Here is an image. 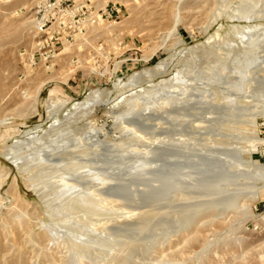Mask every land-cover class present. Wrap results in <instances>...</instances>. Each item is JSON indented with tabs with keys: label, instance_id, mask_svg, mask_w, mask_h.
<instances>
[{
	"label": "rangeland",
	"instance_id": "obj_1",
	"mask_svg": "<svg viewBox=\"0 0 264 264\" xmlns=\"http://www.w3.org/2000/svg\"><path fill=\"white\" fill-rule=\"evenodd\" d=\"M0 264H264V0H0Z\"/></svg>",
	"mask_w": 264,
	"mask_h": 264
},
{
	"label": "bare ground",
	"instance_id": "obj_2",
	"mask_svg": "<svg viewBox=\"0 0 264 264\" xmlns=\"http://www.w3.org/2000/svg\"><path fill=\"white\" fill-rule=\"evenodd\" d=\"M3 1H6V0H3ZM245 30H243V32H241V33H247V32H251V31H253L254 29H257V26L253 29V28H250V27H246V28H244ZM164 65V64H163ZM163 65L160 67H158L157 66V69H161V70H163L164 69V67H163ZM164 73V72H163ZM176 82L177 83H174V84H178V82H180L181 81V78L179 79L178 77L176 78ZM131 82H133V81H131ZM182 82V81H181ZM180 82V83H181ZM164 83H166V82H164ZM179 83V84H180ZM167 86V85H166ZM166 88V87H165ZM164 88V89H165ZM169 88H174V87H169ZM179 88V87H178ZM157 92V91H156ZM184 92V91H183ZM183 92H181V93H183ZM172 93V92H171ZM171 93H169V94H171ZM185 94V93H184ZM184 94L182 95V96H184ZM186 94H188V92L186 93ZM206 94V93H205ZM203 95V96H205L204 98H207L208 99V94L207 95ZM189 95V94H188ZM210 95V94H209ZM187 96V95H186ZM192 96H193V94H192ZM168 97H170V96H168ZM171 97H172V99H176L177 98V95H172L171 94ZM170 97V98H171ZM96 98H98V96H97V94H95L93 97H91V98H88L84 103H78V104H76L75 106H77L78 108H81L82 106H84V107H89V105H93L94 104V102H95V100H96ZM190 98V97H189ZM183 99H184V97H183ZM166 100H167V98H166ZM171 100V99H170ZM182 100V99H181ZM168 101V100H167ZM175 101H177V100H175ZM199 100H197V101H195V102H197V103H194V104H202L201 102H198ZM202 101H203V99H202ZM183 102V101H182ZM194 102V101H193ZM171 103V102H170ZM179 105H180V102H177ZM166 104H168V102H166ZM188 104V103H187ZM186 104V105H187ZM169 105V104H168ZM136 106H138V105H136ZM176 106H178V105H176ZM199 106H201V105H199ZM77 108V109H78ZM145 108H148V107H145ZM144 108V109H145ZM138 110V109H137ZM131 111V110H130ZM133 111V110H132ZM136 111V110H135ZM211 113V112H210ZM196 116V115H195ZM175 117V116H174ZM173 117V118H174ZM193 118V117H192ZM191 118V119H192ZM194 119V118H193ZM202 122V121H201ZM200 123V122H199ZM196 125V124H195ZM197 125H198V122H197ZM132 126L133 127H130V126H125V133H128V132H132L133 133V135H135V136H142L145 132V130H146V128H138V127H136L135 125H133L132 124ZM144 136V135H143ZM143 136H142V138H143ZM134 152V151H133ZM194 155V154H193ZM46 157V156H45ZM89 173V172H88ZM105 181H107V180H105ZM103 182V181H102ZM107 183V182H106ZM13 184V183H12ZM105 184V183H104ZM196 185V184H195ZM192 194V193H191ZM190 196H192V195H190ZM193 197H189V196H186L184 199H183V201H188V200H190V199H192ZM194 199V198H193ZM214 202V201H213ZM186 206V205H185ZM219 205L218 204H214L212 207L215 209V208H217ZM213 209V210H214Z\"/></svg>",
	"mask_w": 264,
	"mask_h": 264
}]
</instances>
